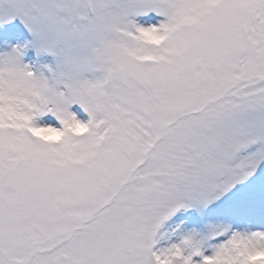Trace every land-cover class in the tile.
I'll return each instance as SVG.
<instances>
[{"label":"snow or ice","instance_id":"6c2138e0","mask_svg":"<svg viewBox=\"0 0 264 264\" xmlns=\"http://www.w3.org/2000/svg\"><path fill=\"white\" fill-rule=\"evenodd\" d=\"M0 264H264V0H0Z\"/></svg>","mask_w":264,"mask_h":264}]
</instances>
